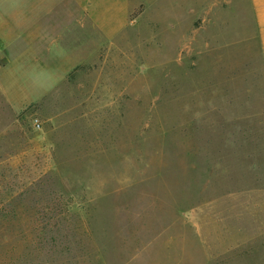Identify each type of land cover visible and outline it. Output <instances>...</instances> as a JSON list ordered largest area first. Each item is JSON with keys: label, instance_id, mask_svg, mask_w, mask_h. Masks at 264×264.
<instances>
[{"label": "rangeland", "instance_id": "1", "mask_svg": "<svg viewBox=\"0 0 264 264\" xmlns=\"http://www.w3.org/2000/svg\"><path fill=\"white\" fill-rule=\"evenodd\" d=\"M98 15L58 60L33 45L29 64L66 70L3 75L0 61V264H264L251 1Z\"/></svg>", "mask_w": 264, "mask_h": 264}, {"label": "crops", "instance_id": "2", "mask_svg": "<svg viewBox=\"0 0 264 264\" xmlns=\"http://www.w3.org/2000/svg\"><path fill=\"white\" fill-rule=\"evenodd\" d=\"M250 1L264 66V0ZM122 5L123 0H114L110 5L107 0H0V61L6 62L2 69L5 70L3 75L52 76L59 70H66L59 69L58 65L56 68L53 65L41 68L29 64V54L38 50L33 45H46L39 57L58 60L61 44L84 42L85 46L86 41L91 43L93 12L99 13L94 25L102 27L108 12L117 11L118 6ZM76 27L80 28V33L87 34L88 39L86 36L77 39ZM15 45L20 47L16 48ZM17 59L21 62L12 68ZM3 90H6L5 86Z\"/></svg>", "mask_w": 264, "mask_h": 264}, {"label": "built area", "instance_id": "3", "mask_svg": "<svg viewBox=\"0 0 264 264\" xmlns=\"http://www.w3.org/2000/svg\"><path fill=\"white\" fill-rule=\"evenodd\" d=\"M37 124H38V125H40V123H39V122H38Z\"/></svg>", "mask_w": 264, "mask_h": 264}]
</instances>
